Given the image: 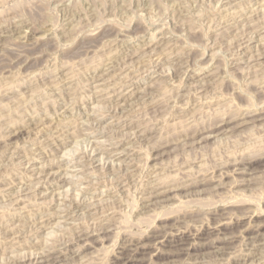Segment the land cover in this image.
<instances>
[{
	"label": "rangeland",
	"instance_id": "1",
	"mask_svg": "<svg viewBox=\"0 0 264 264\" xmlns=\"http://www.w3.org/2000/svg\"><path fill=\"white\" fill-rule=\"evenodd\" d=\"M257 152L264 0H0V264H264Z\"/></svg>",
	"mask_w": 264,
	"mask_h": 264
},
{
	"label": "bare ground",
	"instance_id": "2",
	"mask_svg": "<svg viewBox=\"0 0 264 264\" xmlns=\"http://www.w3.org/2000/svg\"><path fill=\"white\" fill-rule=\"evenodd\" d=\"M89 34H90V33H89ZM248 110H249V109H248ZM216 127H217V126H216ZM210 128H211V127H210ZM210 128H209V129H210ZM204 129H205V128H204ZM214 129L216 130L217 128H211L210 130H211V131H214ZM212 133H213V132H212ZM212 133H211V134H212ZM14 134H15V133H14ZM14 134H13V135H14ZM205 134H206V133H205ZM185 137H186V136H185ZM207 138H209V137H207ZM183 139H184V138H183ZM204 139H206V138H204ZM206 140H207V139H206ZM95 148H96V147H95ZM161 149H162V148H161ZM96 151H97V150H96ZM257 153H258V152H257ZM259 154H260V153H258V155H259ZM263 154H264V153H263ZM253 155H254V154H253ZM256 155H257V154L255 153L254 156L256 157ZM90 157H91V156H90ZM90 157H89V158H90ZM252 158L254 159L253 156H252ZM252 158H251V159H252ZM261 159H264V155L262 156V153L260 154V156L256 157V160H254V162L259 161V160L261 161ZM237 162H238V161H237ZM252 162H253V160H252ZM227 165H229V164H227ZM225 166H226V165H225ZM229 167H230V166H229ZM245 167H246V166H245ZM56 168H57V167H56ZM51 171H52V170H51ZM53 173H54V172H53ZM222 173H223V172H222ZM53 175H54V174H53ZM63 175H64V174H63ZM48 177H49V176H48ZM237 180H238V179H237ZM63 181H64V180H63ZM57 188H58V187H57ZM238 200H239V199H238ZM60 203H61V202H60ZM239 203H240V202H239ZM239 203H238V204H239ZM238 204H237V205H238ZM243 204H244V202H243ZM243 204L241 203V205H243ZM237 205H236V206H237ZM244 205H245V204H244ZM192 212H193V211H192ZM252 213H253V212H252ZM189 214H190V213H189ZM185 215H187V214H185ZM252 215H253V214H251V216H252ZM254 215H255V212H254ZM224 217H226V216H224ZM221 218H222V217H221ZM226 218H228V217H226ZM238 218H239V217H238ZM240 218H241V217H240ZM222 219H224V218H222ZM237 220H238V219H237ZM230 221H231V220H230ZM139 222H140V221H139ZM220 222H221V219H220ZM220 222H219V223H220ZM225 222H226V221H225ZM229 223H230V222H229ZM229 223H228V224H229ZM220 224H221V223H220ZM223 224L226 225V223H223ZM230 224H231V223H230ZM149 228H150V227H149ZM188 232H189V231H188ZM184 233H185V232H184ZM181 234H182V232H181ZM131 235H132V234H131ZM134 236H135V235H134ZM42 250H43V248H42ZM40 253H41V252H40ZM234 258H235V257H234ZM25 260H26V258H25ZM117 261H118V260H117Z\"/></svg>",
	"mask_w": 264,
	"mask_h": 264
}]
</instances>
